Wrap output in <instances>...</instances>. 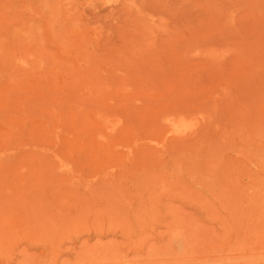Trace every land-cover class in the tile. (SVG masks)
I'll return each instance as SVG.
<instances>
[{"label":"rangeland","instance_id":"374dc122","mask_svg":"<svg viewBox=\"0 0 264 264\" xmlns=\"http://www.w3.org/2000/svg\"><path fill=\"white\" fill-rule=\"evenodd\" d=\"M0 245L264 263V0H0Z\"/></svg>","mask_w":264,"mask_h":264},{"label":"bare ground","instance_id":"6f19581e","mask_svg":"<svg viewBox=\"0 0 264 264\" xmlns=\"http://www.w3.org/2000/svg\"><path fill=\"white\" fill-rule=\"evenodd\" d=\"M179 120H180V119H179ZM184 120H185V119H184ZM180 121H181V120H180ZM185 121H186V120H185ZM175 122H177V120H175ZM169 125H170V124H169ZM187 125H188V124H187ZM165 126H167L166 130H169V131L171 130V129H170L171 126H168L167 124H165ZM168 128H169V129H168ZM194 128H195V127H194ZM196 128H198V126H196ZM196 128H195L196 133H195V131H194L193 129L191 130L192 133L190 132V134H193V133H194L192 136L198 134ZM188 130H190V128H189ZM186 132H187V131H186ZM188 133H189V132H188ZM180 135H181V134H180ZM190 136H191V135H190ZM0 249H1V250L4 249V248L2 249V245H0ZM5 250H7V249L5 248V249H4V252H5ZM1 252H2V251H1ZM6 252H7V251H6ZM2 253H3V252H2ZM5 260H6V259H5ZM25 260H27V259H25ZM16 262H17V261H16ZM20 262H21V264H22L24 261H23V262H22V261H19L18 264H20ZM25 263H26V262H25ZM142 263H144V262H142ZM153 263H154V262H153ZM153 263H152V264H153ZM23 264H24V263H23ZM26 264H27V263H26ZM30 264H31V263H30ZM32 264H34V263H32ZM60 264H62V263L60 262ZM154 264H156V263H154ZM259 264H264V263H260V262H259Z\"/></svg>","mask_w":264,"mask_h":264}]
</instances>
